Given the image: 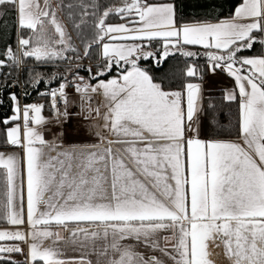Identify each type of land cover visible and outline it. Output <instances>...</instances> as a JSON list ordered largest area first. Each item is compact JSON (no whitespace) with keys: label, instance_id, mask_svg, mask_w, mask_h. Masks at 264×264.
I'll use <instances>...</instances> for the list:
<instances>
[{"label":"snow or ice","instance_id":"6c2138e0","mask_svg":"<svg viewBox=\"0 0 264 264\" xmlns=\"http://www.w3.org/2000/svg\"><path fill=\"white\" fill-rule=\"evenodd\" d=\"M82 8L94 30L84 55L100 49L99 69L91 75L96 82L74 75L69 66L72 80L36 73L26 86L64 81L40 93L50 98L57 120L68 116L66 89L73 87L82 114L94 122L90 135L97 142L66 147L45 141L44 105H22L15 91L0 88V106L7 92L12 113L0 120V147L21 150L19 158L0 151V222L13 226L0 229V264H19L11 254H24L21 243L29 246L25 264H62L45 240L55 235L48 230L52 223L68 222L95 225L68 231L107 241L105 264H165L144 257L126 240L167 253L173 264H214L210 245L218 242L231 264H264V54L242 55L256 44L264 48V0H241L232 16L215 22H182L171 0ZM0 9L14 11L18 30L31 33L18 39L16 50L8 46L0 53V69L9 62L19 67L24 58L71 59L64 55L75 51L71 37L65 39L50 0H0ZM113 16L124 22L110 23ZM46 25L59 36L54 43L45 39ZM153 42L160 47L152 49ZM192 46L204 49L207 63L189 65L179 90H164L139 65L150 59L162 64L173 49L188 58L200 56ZM113 68H119L117 76L101 79ZM205 70L234 78L224 99L238 103L235 141L200 138L202 85L189 78L202 79ZM93 94L103 102L93 106ZM24 224L28 232L21 230ZM164 231L176 237L171 250L158 243Z\"/></svg>","mask_w":264,"mask_h":264},{"label":"trees","instance_id":"16d2710c","mask_svg":"<svg viewBox=\"0 0 264 264\" xmlns=\"http://www.w3.org/2000/svg\"><path fill=\"white\" fill-rule=\"evenodd\" d=\"M176 6L178 18L182 22L194 20H208L217 21L233 15L235 8L239 5L241 0H171ZM96 4L100 6L101 10L109 6H121V0H50V6L56 12L57 21L63 26L66 32L65 39L71 37V46L75 47V51H67L75 55H82L85 53L87 44L91 43L93 36L92 19L90 16L83 15L82 5ZM63 5V7L61 6ZM71 5V7H68ZM91 10V9H90ZM4 12L0 16V53L4 49L11 46L13 50L17 48V41L21 36L27 37L31 33L28 30H18L17 17L14 11L10 9H0ZM110 23H122L121 19L113 16L109 20ZM45 39H51L54 43L59 39L58 34L55 33L53 25L45 26ZM159 44L153 42L152 48L158 49ZM191 51L201 53L198 57L188 58L183 56L180 52H173L162 64H156L153 60L139 62L142 69H146L153 77L154 82L160 83L162 88L167 91L179 90L182 82H185L183 73L189 65L196 64L204 66L207 63L206 57L202 55L204 49L200 46H192ZM100 49L92 47L84 59L94 62L93 66L88 64L70 65L66 60H53L47 63L37 62L33 58H24L19 67H15L9 62L7 67L0 69V88H6L9 92L15 91L20 100L24 104L43 103L48 110L50 98L40 93L45 92L48 88H54L62 80H55L51 85L40 83L38 87L33 88L31 83L27 84L30 76H35L40 73L47 79L50 76H66L67 79H72L68 76L69 66L73 69L74 75L80 77H90L95 74L96 68L100 66ZM264 54V48L260 44H256L250 51L242 53L244 56H259ZM2 58V56H0ZM91 68V74L88 69ZM119 68H113L110 74H105L101 78H110L117 76ZM207 71L205 70L202 79L205 77ZM192 81L202 80L201 78H189ZM15 85V87H13ZM28 95L25 96L24 93ZM8 93L4 94V105L0 106V120L5 116L11 115L9 102L7 99ZM225 93L223 89H212L204 95V126L205 134L208 139L217 138H235L239 136L238 128V103L236 101H227L224 99ZM3 125H0V141H2ZM10 147H0V149H7ZM8 224L0 222V227ZM14 259L15 256H12ZM19 264H25V260H16Z\"/></svg>","mask_w":264,"mask_h":264},{"label":"crops","instance_id":"0c3cea01","mask_svg":"<svg viewBox=\"0 0 264 264\" xmlns=\"http://www.w3.org/2000/svg\"><path fill=\"white\" fill-rule=\"evenodd\" d=\"M111 78V77H110ZM108 78V79H110ZM105 79L106 78H101ZM95 83L96 81L93 80ZM74 91H70L67 93L68 95V105H67V117H63L62 123L64 125L62 129V136L63 137H50L44 135V125L41 126L42 135L45 141L54 142L58 144H62L66 147H80L87 144H94L97 142L95 135H90V132L93 125H77L76 118L77 115L81 112L79 111L80 104L77 101L78 106H71L72 100L77 99L78 94H74ZM99 96V95H98ZM98 98H102L99 96ZM94 100L92 99L91 102ZM42 104V103H37ZM43 105V104H42ZM42 115L45 117L47 122H52L49 110H46L45 107L43 108ZM221 141H231L229 138H218ZM0 151H7L12 153H18L21 151L18 147H10L7 149H0ZM84 227H95V225H85L83 223L77 225L75 222H68L66 226H59L55 223H52L48 230L52 231L55 235L53 238H48L45 240V243L49 245L50 248H53L57 252V256L55 257L57 260L61 261L62 264H105V257L102 253V249L107 247L108 242L101 239L100 237L92 238L91 236H84L80 239H69L67 235L68 229H77V228H84ZM13 226H11V229ZM21 229H27L29 231V225L24 224L20 226ZM55 241L54 244L51 242ZM9 241H5L7 243ZM126 244H131L135 251L141 253L144 257L156 256L159 259L163 260L165 264H173V261L169 259L167 253H162L160 251H154L151 248H146L142 244H136L134 241L126 240L124 241ZM158 243L161 248L171 250L173 246L177 243L176 237L170 231H164L158 234ZM211 250L213 251L214 255L212 259L214 260V264H231V261L228 255L225 253V249L222 242H218L215 246L210 245ZM74 249L75 252H72ZM14 254V253H13ZM27 253H25L27 257ZM172 255H177L176 253H172ZM14 256V255H12ZM111 259V255L108 257ZM178 258V257H177ZM19 260H25L24 255L22 258H18ZM27 259V258H26ZM31 264L32 262L29 261ZM29 263V264H30ZM36 264H44L43 261H37Z\"/></svg>","mask_w":264,"mask_h":264},{"label":"rangeland","instance_id":"374dc122","mask_svg":"<svg viewBox=\"0 0 264 264\" xmlns=\"http://www.w3.org/2000/svg\"><path fill=\"white\" fill-rule=\"evenodd\" d=\"M228 18V17H227ZM224 19H226V18H224ZM215 22V21H214ZM117 42H120V41H117ZM130 42V41H129ZM153 49V48H152ZM152 49H148V50H152ZM176 50L175 49H173L172 50V52H175ZM84 54H82V55H75V59L78 61V62H84V64L86 65V64H88L89 66H93V64H94V62L93 61H91V60H89V59H87V60H85L84 59ZM77 57H79V59H77ZM82 62V63H83ZM96 71H98V69L96 68ZM113 77H115V76H113ZM113 77H111V78H113ZM85 79H87V80H91V78L90 77H85ZM91 82L94 84V82H93V80H91ZM192 82H196V83H201V85H202V88H201V101H200V107H201V110L197 113V117H196V120H197V123H198V126H199V128H200V138L201 139H203V140H205V141H221V140H218V138L217 139H208L207 137H206V134H205V126H204V95H205V93L207 92V91H209V90H212V89H223L224 90V93H225V95H226V92L228 91V90H232L234 87H235V81H234V78H232V77H229L228 75H226L224 72H221V71H219V70H217L216 71V73L215 74H213V73H211V72H209V71H207V73H206V75H205V77L202 79V80H196V81H192ZM72 91V90H71ZM73 93L74 94H77L76 92H75V90L73 89ZM68 92H70V91H68ZM67 92V93H68ZM99 96L98 95H96V94H93V102H91L92 103V105L93 106H96L97 104H101L102 102H103V100H102V98H98ZM80 100V95L78 94V96H77V99H73L72 101V104H71V106H75V105H77L78 106V103H77V101H79ZM20 102H21V104L23 105V103H22V101L20 100ZM41 103V102H40ZM37 104V103H36ZM43 104V103H42ZM79 104H80V107H78L79 108V111H81L77 116V118H76V122L78 123L77 125H79V126H84V125H88L89 126V128H90V126L91 125H93L94 124V122L93 121H90L89 119H86V117H87V115H88V113L87 112H84L83 114H82V110H81V102L79 101ZM44 105V104H43ZM45 107V106H44ZM48 107H49V109L48 110H50V104L48 105ZM46 109V108H45ZM47 110V109H46ZM49 113H50V111H49ZM50 119H51V121L52 122H46L45 123V125H44V128H43V131H44V135L45 136H50V137H60V134L59 133H57V132H54L53 131V129H51V128H49V125H52V124H57L59 121H61V123H62V119H63V117L62 118H60L59 120H57L56 118H52V116H51V114H50ZM94 126V125H93ZM63 127H64V125L63 126H60V132H62V129H63ZM62 134V133H61ZM239 137V136H238ZM238 137H235V138H229V140H231V141H235V140H237L238 139ZM225 139H227V138H225ZM225 142H227V141H225ZM92 143H90V144H87V145H91ZM20 153H21V151H19L18 153H16L17 155H18V158H19V156H20ZM28 226V225H27ZM0 229H11V226L10 225H6V226H2V227H0ZM22 231H24V232H28V230L27 229H21ZM30 230V229H29ZM52 232V231H51ZM69 239H80V238H82V237H84L85 236V234H83V233H81V232H78V231H76L75 232V234H73V232H70V231H67V235H66ZM54 237V235L52 236V237H50V238H53ZM4 243V242H3ZM7 243H13V242H7ZM21 247H22V249H23V253L24 254H20V253H14V254H11V255H14L15 256V258L14 259H16V260H19L18 258H22V255H24V257H25V262H26V255H25V253H27L28 252V248H29V246H28V244H24V243H21ZM72 252H75L74 251V249L72 250ZM22 260V259H21ZM30 262L28 261V264H29ZM31 264V263H30Z\"/></svg>","mask_w":264,"mask_h":264},{"label":"built area","instance_id":"2783aa9c","mask_svg":"<svg viewBox=\"0 0 264 264\" xmlns=\"http://www.w3.org/2000/svg\"><path fill=\"white\" fill-rule=\"evenodd\" d=\"M72 48L75 49L74 46H73ZM64 55H65L66 57H71L70 60H67V59H66V61H67L68 64H70V65H84V62H83V61H82V62H83V63H82V62H78V61L75 59V54H74V53H68V52H65ZM68 80H72V79H68ZM57 87H58V86L54 87L53 89H55V88H57ZM73 89H74L73 87H68V88L66 89V91L68 92V91H71V90H73ZM49 104H50V102H49ZM59 107L61 108L62 111L64 110V104H63V103H60ZM49 111H50V114H51L52 118H56L55 112H54V110L51 108V106H50V110H49ZM56 119H57V118H56ZM60 120H61V119H60ZM60 126H63V123H61V121H59L57 124L49 125V128L53 129L54 132L59 133V134H60V137H63L62 134L60 133Z\"/></svg>","mask_w":264,"mask_h":264}]
</instances>
